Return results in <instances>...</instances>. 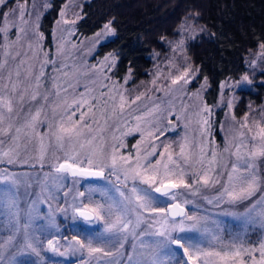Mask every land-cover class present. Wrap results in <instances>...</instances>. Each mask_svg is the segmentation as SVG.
Instances as JSON below:
<instances>
[{
	"label": "rangeland",
	"instance_id": "374dc122",
	"mask_svg": "<svg viewBox=\"0 0 264 264\" xmlns=\"http://www.w3.org/2000/svg\"><path fill=\"white\" fill-rule=\"evenodd\" d=\"M7 1L0 264H264V101L234 114L238 89L264 70V51L208 103V79L192 86L184 48L200 26L183 23L166 58L129 84L131 70L123 79L114 72L116 52L97 54L112 25L77 32L87 0L65 1L50 43L41 21L51 0ZM64 162L104 175L73 176ZM163 183L176 190L157 193ZM174 201L186 207L181 218L169 216ZM79 208L95 217L80 218Z\"/></svg>",
	"mask_w": 264,
	"mask_h": 264
},
{
	"label": "trees",
	"instance_id": "16d2710c",
	"mask_svg": "<svg viewBox=\"0 0 264 264\" xmlns=\"http://www.w3.org/2000/svg\"><path fill=\"white\" fill-rule=\"evenodd\" d=\"M15 0H8L4 7ZM66 0H51L42 17L41 29L51 42V30ZM190 21V22H187ZM109 23L113 37L100 44L97 54H117L115 74L123 79L129 70V84L148 78L157 60L166 58L170 41L179 38L183 23L202 29L189 37L184 48L197 72L192 86L208 79V103L219 97L224 80H236L247 72L250 60L264 51V0H87L81 5L77 32L89 35ZM184 52V50H183ZM264 101V70L251 84L237 91L234 114L243 117ZM251 109V110H250ZM224 110L218 109L217 116ZM214 134L222 143L219 130ZM255 230L247 235L254 239Z\"/></svg>",
	"mask_w": 264,
	"mask_h": 264
},
{
	"label": "water",
	"instance_id": "95a60500",
	"mask_svg": "<svg viewBox=\"0 0 264 264\" xmlns=\"http://www.w3.org/2000/svg\"><path fill=\"white\" fill-rule=\"evenodd\" d=\"M62 168H69L71 175H84L88 178H99L104 175V172L100 169L84 168L71 165L69 162L62 163ZM159 194H166L168 192L176 190V185L173 183H163L159 185L156 189ZM169 216L171 218H181L186 213V207L178 201L169 203L167 206ZM77 215L83 219L91 220L95 217L92 210L86 208L77 209ZM174 246L176 248H183V242L181 240L174 241Z\"/></svg>",
	"mask_w": 264,
	"mask_h": 264
}]
</instances>
